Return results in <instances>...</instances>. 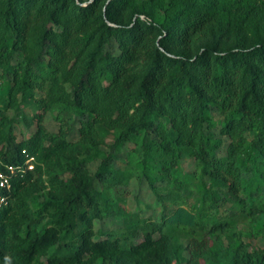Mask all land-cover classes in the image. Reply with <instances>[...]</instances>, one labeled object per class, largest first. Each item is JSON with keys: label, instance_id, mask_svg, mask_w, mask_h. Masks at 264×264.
Instances as JSON below:
<instances>
[{"label": "trees", "instance_id": "16d2710c", "mask_svg": "<svg viewBox=\"0 0 264 264\" xmlns=\"http://www.w3.org/2000/svg\"><path fill=\"white\" fill-rule=\"evenodd\" d=\"M0 158V264H264V0H0Z\"/></svg>", "mask_w": 264, "mask_h": 264}, {"label": "rangeland", "instance_id": "374dc122", "mask_svg": "<svg viewBox=\"0 0 264 264\" xmlns=\"http://www.w3.org/2000/svg\"><path fill=\"white\" fill-rule=\"evenodd\" d=\"M28 114L31 115V110H27ZM45 125L50 131H57L59 124L54 119L53 115L49 112L45 116L44 120ZM35 129V124L31 127L27 125L23 120L19 123H17V137L18 139H23L30 137ZM77 132L72 134V138H76ZM113 141V138L111 135L107 137V142L111 143ZM228 143V140L226 139L224 141L223 147L225 148ZM222 154V153H220ZM126 159V153H121L118 155V166H123L124 161ZM98 163H93V168H97ZM183 167L186 172L193 171L195 169V160L190 157H184L183 159ZM264 191V190H263ZM125 194L127 197V205L128 208L132 212L139 213L143 216H152L154 218H160L161 216V205L157 202L155 199L154 192L150 189L146 181H143L140 183L137 180H134L130 183L129 186H127L125 190ZM151 204V206H150ZM124 225V222L119 217L114 218H107L102 221L96 222V228L101 229L103 231L115 229L118 227H121ZM240 227H242L246 231L245 240L248 242H251L256 247H264V219L260 220L259 222V231L258 234H256L254 231H252L247 221L240 222ZM178 242H186L184 239H177Z\"/></svg>", "mask_w": 264, "mask_h": 264}, {"label": "built area", "instance_id": "2783aa9c", "mask_svg": "<svg viewBox=\"0 0 264 264\" xmlns=\"http://www.w3.org/2000/svg\"><path fill=\"white\" fill-rule=\"evenodd\" d=\"M35 157L31 156L26 161L27 169H34ZM23 166H15L4 162L0 158V208L9 204V191L12 188V180Z\"/></svg>", "mask_w": 264, "mask_h": 264}]
</instances>
